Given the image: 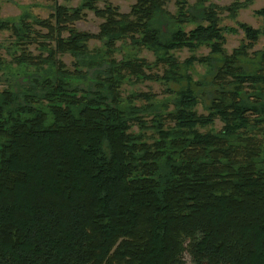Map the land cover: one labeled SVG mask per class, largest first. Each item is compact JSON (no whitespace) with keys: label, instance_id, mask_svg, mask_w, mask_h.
Returning <instances> with one entry per match:
<instances>
[{"label":"trees","instance_id":"16d2710c","mask_svg":"<svg viewBox=\"0 0 264 264\" xmlns=\"http://www.w3.org/2000/svg\"><path fill=\"white\" fill-rule=\"evenodd\" d=\"M97 2L58 5L40 21L44 52L17 58L22 80L0 89V264H264V50L258 61L225 56L210 112L199 115L192 90L169 82L185 80L169 52L216 43L213 9L185 11L178 0L173 14L168 0H136L120 13ZM83 9L104 19L98 34L75 28ZM198 21L210 25L175 28ZM136 35L171 67L155 79L177 94L172 110L121 99L126 80L149 67L113 57L117 41ZM92 38L106 48L89 50ZM216 119L221 130H199ZM145 120L152 134L131 131Z\"/></svg>","mask_w":264,"mask_h":264},{"label":"rangeland","instance_id":"374dc122","mask_svg":"<svg viewBox=\"0 0 264 264\" xmlns=\"http://www.w3.org/2000/svg\"><path fill=\"white\" fill-rule=\"evenodd\" d=\"M185 1V11H189L193 6L213 9L211 27L220 33V39H217L216 43L193 42L192 45H181L172 49L169 56L174 63H180L183 66L179 73L185 74V80L180 83L169 82L177 90L184 84L186 88H190L194 97L192 111L199 115H208L215 86V75L217 70L224 65L225 56L239 52L242 54L239 58L237 57V62H245L248 58L258 61L259 52L264 50V16L259 13V10L264 8V0ZM81 2L82 0H0V18L7 21L6 28L0 31V89L22 80L25 66H19L17 58L23 54L38 55L44 52L40 42L47 35V30L40 21L51 18L58 5L71 9L78 7ZM135 3L136 0H98L97 6L103 9L107 5H112L120 13H130ZM166 8L169 12L177 14L180 10L178 0H168ZM82 15L80 20L74 22L75 28L93 35L98 34L104 19L90 9H83ZM209 25L210 21L186 22L182 25L178 24L175 28L179 27L182 31L190 32L197 27ZM24 29H29L30 33L22 32L26 36H21L19 31H24ZM27 36L29 38H25ZM63 36L67 37L68 33L65 31ZM130 38L132 37H124L116 42L113 48L115 51H112L113 57L118 61L128 57L136 58L138 61L145 59L149 67L144 68L146 74L141 79L133 76L122 85V90H120L122 101L137 107H146L166 101L170 103L166 104V107L172 110L174 105L171 100L175 99L177 94L169 92L165 84L167 80L155 79L156 73L162 76L164 70L171 67L161 62L160 54L143 46L144 43L138 41L139 35H136L133 41ZM87 45L89 50L94 51L106 48L105 40L101 38H92ZM213 45L216 50L213 49ZM255 54L257 57L254 58ZM44 55H47L46 52ZM60 57L70 69L75 68L76 58L72 54L65 53ZM244 67L246 70L255 71L257 64L256 62L245 63ZM187 76H190L191 83H186ZM153 116L149 114L147 119ZM222 126L221 119H216L213 124L199 125L198 128L202 132H207L219 131ZM261 129L264 130V125ZM154 130L149 120H145L140 128L138 125L131 128L132 132L144 134H152Z\"/></svg>","mask_w":264,"mask_h":264}]
</instances>
